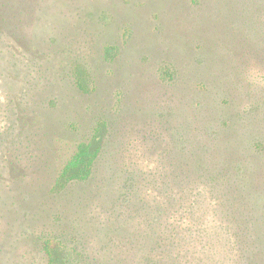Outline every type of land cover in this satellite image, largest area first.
<instances>
[{
  "label": "rangeland",
  "instance_id": "374dc122",
  "mask_svg": "<svg viewBox=\"0 0 264 264\" xmlns=\"http://www.w3.org/2000/svg\"><path fill=\"white\" fill-rule=\"evenodd\" d=\"M100 120L91 177L52 191ZM45 239L65 264H264V0H0V264H48Z\"/></svg>",
  "mask_w": 264,
  "mask_h": 264
},
{
  "label": "trees",
  "instance_id": "16d2710c",
  "mask_svg": "<svg viewBox=\"0 0 264 264\" xmlns=\"http://www.w3.org/2000/svg\"><path fill=\"white\" fill-rule=\"evenodd\" d=\"M114 49L115 47H108L106 49V54L108 56L112 55L111 51ZM73 76L76 86L81 91H87L89 84L92 82L82 65L76 64L73 67ZM107 132L108 126L106 121H98L93 128L91 137L87 141H82L76 146L74 153L60 170L52 191H62L71 182L87 181L91 177L95 164L105 144ZM221 179L222 178L216 177L213 178V180H210L209 189H211L212 192L216 193V188L219 186V181H221ZM184 193H186V191ZM195 194H200V191ZM186 229L187 230L184 231V234H187V232L190 231V228ZM168 230L169 234H166L165 238L161 239L162 244L159 245H164L167 251L169 253L173 252L175 255L174 258L177 259L180 255V252H178L179 248L177 247L180 241L176 239L175 236V231L177 230L175 227H169ZM42 249L47 257L48 264L66 263V261H64L65 258L62 253L60 242L54 241L53 239H45L42 242Z\"/></svg>",
  "mask_w": 264,
  "mask_h": 264
}]
</instances>
